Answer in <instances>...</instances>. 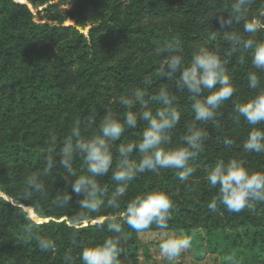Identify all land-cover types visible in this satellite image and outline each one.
I'll list each match as a JSON object with an SVG mask.
<instances>
[{
	"label": "trees",
	"instance_id": "16d2710c",
	"mask_svg": "<svg viewBox=\"0 0 264 264\" xmlns=\"http://www.w3.org/2000/svg\"><path fill=\"white\" fill-rule=\"evenodd\" d=\"M231 3L232 0H32L34 8L45 7L39 15L44 13L48 18L47 22L43 18L37 22L27 4L0 0V195L17 203L0 196V264H67L68 255L80 264L83 247L116 235L108 231L107 222L103 227L92 225L101 215L116 216L128 234L121 256L123 264H139V233L119 215L125 204L119 210L105 207L99 213H85L84 222L70 226L68 221L84 210L78 203L82 196L67 188L65 179L69 174L62 167L57 166L43 177L46 197L34 193L25 200L23 188L30 174L43 170L48 154L59 159L73 124L79 122L82 138H90L106 108L124 118L128 109L119 105L118 98L131 96L136 88L150 95L161 86L175 92L181 122L170 146L182 144L180 137L195 122L191 101L187 92L175 89L174 79L157 75L166 55L156 54L159 46L177 38L184 50L185 66L195 49L219 47L238 91L219 109L220 127L196 122L207 130L209 138L189 181L182 183L172 170L162 169L159 175L145 172L130 183L124 200L145 191H165L171 195L174 210L168 229L161 231L252 230L254 245L262 240L264 251V205H257L254 212L230 213L222 205L212 211L208 203L216 198L218 189L210 188L204 179L209 168L232 159L244 161L250 171L264 172V154L243 150L252 126L243 119L239 124L233 120L234 103L244 102L253 94L247 87V73L254 69L250 56L240 65V51L232 52L233 46L222 39L227 30L249 36L243 31V22L232 29L221 27L219 17L228 15ZM247 19L261 26L256 38L264 40V0H253ZM68 20L75 21V25L65 26ZM77 27L91 29L84 35ZM212 31L218 33L215 41L208 40L207 34ZM146 77L150 84L144 83ZM208 94L204 92L202 97ZM150 106L153 111L160 107L155 103ZM138 108L137 105L131 110ZM93 110L96 124L89 127L88 117ZM142 132L141 125L129 129L116 146L140 139ZM50 133L57 136L55 146L47 142ZM226 137L233 141L230 147L223 144ZM133 158L138 159V154L134 153ZM74 168L81 172L83 161L77 159ZM100 182L107 189V199L116 182L110 173ZM67 190L71 196L69 205H56V195ZM20 206L34 208L39 217L53 220L39 224L34 231L53 239L55 250L40 251L35 239L22 242L23 229L31 219ZM159 230L153 225L140 233ZM73 239L78 243L74 245Z\"/></svg>",
	"mask_w": 264,
	"mask_h": 264
},
{
	"label": "clouds",
	"instance_id": "9594fccd",
	"mask_svg": "<svg viewBox=\"0 0 264 264\" xmlns=\"http://www.w3.org/2000/svg\"><path fill=\"white\" fill-rule=\"evenodd\" d=\"M252 3L253 0H232L228 15H221L219 23L221 27L228 26L232 29L233 25L243 22V31L249 34L245 38L236 31L227 30L223 31L222 39L233 46L232 52L240 51V65L247 62V56L251 57L254 70L247 73V87L253 94L244 102L234 103L233 120L239 124L243 119L252 126L243 142L244 152L264 154V40L256 38L261 26L247 19ZM207 35L209 41L217 40L216 31ZM156 54L166 55L157 69V75L174 79L175 89L187 92V98L191 101L195 122L180 137L183 143L170 146L174 131L181 122V113L175 106V92L167 86H161L150 95L146 90L136 88L131 96L118 98L119 105L128 109L124 118L120 119L116 112L106 108V114L99 121L97 131L90 138H82L79 122L73 124L70 138L60 148L59 159L48 154L43 170L33 172L26 178L23 188L25 200L31 199L34 193L40 194L42 198L46 197L43 177L60 166L69 174L65 179L67 188L82 196L78 203L79 208L84 211L68 221L70 226L84 222L85 213H99L105 207L119 210L125 204L119 215L135 232H143L153 225L160 230L168 229L174 210L171 195L165 191L152 190L125 201L129 185L145 172L159 175L162 169L174 171L182 183L189 181L197 171L195 161L205 151V142L209 138L207 130L199 127L196 122H211L214 127H220L217 119L221 115L219 109L238 89L226 67L228 60L222 58L219 47L201 46L195 49L187 66L178 38L175 42L159 46ZM144 83L150 84L151 80L146 77ZM204 92L209 94L202 97ZM153 103L160 105L155 111L150 106ZM137 105L138 110L132 111ZM94 124L95 110L88 117V126ZM138 125L143 126L140 139L116 146V142L129 129H135ZM47 142L55 146L58 142L57 136L50 133ZM223 144L230 147L233 141L226 137ZM134 153L138 154V159L133 158ZM77 159L83 161V168L79 173L74 168ZM109 173L116 182V187L105 199L107 189L102 186L100 178ZM204 179L210 188L218 189L216 198L208 203V208L212 211L222 205L230 213L244 210L254 212L257 205H264V172L250 171L242 160L232 159L226 163L220 161L207 170ZM70 200L67 190L58 193L53 202L63 207L69 205ZM40 222V217L37 216L25 225L22 242L35 239L40 251H53L56 248L54 240L34 231ZM105 222L108 231L116 235L106 237L101 243L83 247L79 254L80 264H123L121 256L125 251L123 245L127 242L128 234L123 231L116 216L101 215L95 221L99 227H103ZM192 239L186 235H168L159 243L161 256L167 264H172L182 253L191 250ZM72 243L75 245L78 242L73 239ZM66 259L67 264H75L71 255Z\"/></svg>",
	"mask_w": 264,
	"mask_h": 264
},
{
	"label": "rangeland",
	"instance_id": "374dc122",
	"mask_svg": "<svg viewBox=\"0 0 264 264\" xmlns=\"http://www.w3.org/2000/svg\"><path fill=\"white\" fill-rule=\"evenodd\" d=\"M20 1H23L22 3L31 7L37 22H40L41 18L44 19V22L48 21L44 13L41 16L39 15L45 7L34 8L32 0ZM65 9L70 10L69 7ZM71 25L74 26L75 21L68 20L65 23V26ZM77 28H80L83 32L80 33L84 35H88L91 29V27L85 29L82 27ZM0 196L17 205L13 199L2 195ZM20 207L24 209L23 206ZM33 209L28 210V215H31L35 219L38 214ZM87 225L88 223L84 224V226ZM252 233V230L248 232L244 230L237 232L195 230L190 233L186 231L159 230L139 233V264H167L160 254L159 243L168 235L173 234L191 236L193 239L191 250L182 253L172 264H264L262 240L257 241V245H254Z\"/></svg>",
	"mask_w": 264,
	"mask_h": 264
},
{
	"label": "water",
	"instance_id": "95a60500",
	"mask_svg": "<svg viewBox=\"0 0 264 264\" xmlns=\"http://www.w3.org/2000/svg\"><path fill=\"white\" fill-rule=\"evenodd\" d=\"M18 2H19V3H22V2H20V0H18ZM30 9H31V7H30ZM31 12H33L32 9H31ZM77 29H78L79 32L83 33L82 30H81L80 28H77ZM0 194H1V192H0ZM26 209H27V208H24L25 212H27ZM33 210H34V209H33ZM27 213H28V212H27ZM28 214H29V213H28ZM29 218H30L31 220L34 219V218H32L30 215H29ZM41 221H42V222H40L39 224L49 223L50 221H53V220H52V219H42V218H41ZM54 221H56V220H54ZM62 221H63V220H62ZM60 222H61V221H60ZM92 224L94 225V224H97V223L92 222Z\"/></svg>",
	"mask_w": 264,
	"mask_h": 264
},
{
	"label": "bare ground",
	"instance_id": "6f19581e",
	"mask_svg": "<svg viewBox=\"0 0 264 264\" xmlns=\"http://www.w3.org/2000/svg\"><path fill=\"white\" fill-rule=\"evenodd\" d=\"M20 2H23V1H20ZM27 210V212H28V210H30V209H26ZM31 216V215H30ZM42 222V221H41Z\"/></svg>",
	"mask_w": 264,
	"mask_h": 264
}]
</instances>
